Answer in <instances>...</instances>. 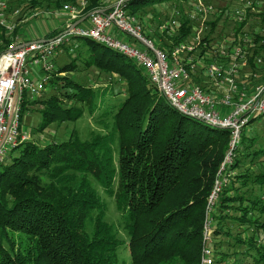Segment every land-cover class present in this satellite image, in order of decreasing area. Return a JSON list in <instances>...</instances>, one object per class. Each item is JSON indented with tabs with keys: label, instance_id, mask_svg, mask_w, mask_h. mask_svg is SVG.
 Masks as SVG:
<instances>
[{
	"label": "trees",
	"instance_id": "1",
	"mask_svg": "<svg viewBox=\"0 0 264 264\" xmlns=\"http://www.w3.org/2000/svg\"><path fill=\"white\" fill-rule=\"evenodd\" d=\"M86 1L84 16L100 7V0ZM191 1L128 0L126 8L136 15L145 7ZM77 2L41 0L55 10ZM15 3L25 10L39 4ZM173 29L167 38L172 44L191 34L188 18L178 20ZM78 42L87 48L84 68L117 75L120 92L115 84L93 88L67 76L79 71L76 49V56L69 55L70 61L52 75L48 85L53 92L24 102L21 113L29 103L42 106L41 121L32 133L56 123H75L84 111L90 117L98 114L103 132H94L88 140L74 132L43 144L27 140L9 152L0 164V264H200L206 199L227 152L229 132L177 113L133 61L91 40ZM161 44L170 48L165 40ZM256 47L264 51L263 36H257L250 49ZM257 51L241 78L251 85L264 83V66L254 61ZM245 139L242 132L230 168L233 175L211 215L213 264H264V172L251 168L262 170L264 145L246 146ZM250 151L257 159L246 165ZM92 180L115 202L129 263L118 258L124 242L105 221L106 206ZM2 237L8 238L9 247ZM239 255L246 256L245 262Z\"/></svg>",
	"mask_w": 264,
	"mask_h": 264
},
{
	"label": "built area",
	"instance_id": "2",
	"mask_svg": "<svg viewBox=\"0 0 264 264\" xmlns=\"http://www.w3.org/2000/svg\"><path fill=\"white\" fill-rule=\"evenodd\" d=\"M17 1L20 0H0V164L12 149L29 140V135L20 128L21 108L24 102L37 100L45 92L57 69L55 59L61 54H73L78 40L100 44L141 68L149 83L177 113L212 129L229 132L227 152L206 199L200 264H213L211 215L222 189L233 175L230 168L243 129L253 118L264 115V85L241 80L253 45L248 37L238 39L233 31L222 41L211 44L202 34L207 31L209 18L217 19L222 10L216 11L202 0H194L187 14L190 40L170 43L168 49L157 43L160 41L148 38L147 20L127 11L128 0H100L109 6L89 12L85 26L74 24L84 16L86 0L64 4L57 11L39 13L33 12L35 8L25 11L26 7L17 6ZM251 7V0H236L235 7L224 17L237 27L245 22ZM39 15L65 16L66 21L52 37L22 40L23 27ZM169 20L160 29L166 32L167 38L174 35L173 27L178 26V20ZM254 61L256 65L261 63L258 58ZM250 74L257 77L255 73Z\"/></svg>",
	"mask_w": 264,
	"mask_h": 264
},
{
	"label": "rangeland",
	"instance_id": "3",
	"mask_svg": "<svg viewBox=\"0 0 264 264\" xmlns=\"http://www.w3.org/2000/svg\"><path fill=\"white\" fill-rule=\"evenodd\" d=\"M26 1V0H25ZM40 7L37 8V10H33L35 13H39L42 11H50L53 9V7L45 6L44 4H41V0H37ZM235 1L236 0H202V2L206 4L212 5L216 11H221L222 14L217 19L213 20V16L209 18L210 23L207 26V31L202 34V36L207 37L211 44L213 42H219L222 41L224 36H228L231 34V32L235 31L237 34L236 36L239 39L242 37H245L249 39V42L251 44L254 43L255 38L257 36H263L264 37V0H251L252 7L250 8L249 12L247 13L246 20L242 24H238L240 28L233 27V24H231L230 21H228L224 14L235 7ZM24 2V0H22ZM28 2H25L24 4H27ZM193 1L187 3V4H159L154 5L150 7H145L143 10H140L137 12V16L142 20H147V24L150 27V34L148 35V38L151 40H154L158 44L162 43V40H165L168 42V44L171 43L169 39H167L164 34L166 32H160L161 27L166 24V22L170 21L169 19L174 20H180L182 18H187V14L191 12V9L193 8ZM28 9V7H27ZM27 9L25 11H27ZM36 9V8H35ZM24 11V12H25ZM175 11H179V14L176 15ZM43 15H39L37 17H32L26 27L24 28V31H27L29 29L28 37H35L33 34L34 31L37 35H40L43 30V26L50 28L53 24V21H56L57 19L53 18L54 15H50L49 18L42 19ZM178 18V19H177ZM173 30V29H172ZM41 31V32H40ZM257 32V34H255ZM25 33V35H26ZM193 33V32H192ZM166 35V34H165ZM191 37V35H190ZM190 37L187 40H190ZM127 38V37H125ZM129 39V38H127ZM186 40V41H187ZM243 40V38H242ZM162 45V44H161ZM258 47H256L254 50L253 48L249 50V57L253 54L255 50H258L257 53L258 56H255V59H260V67L263 68L264 66V51L260 50ZM79 53L81 57L79 58L80 61L78 62L79 71L70 73L67 76L74 77L76 81L93 88L99 87V86H105L108 84H115V91H118V87L122 86V82L120 81V78L117 75L101 72L98 69H96L94 66H91L89 68H84L82 64V60H85L83 58L86 57V50L87 48L81 43L79 45ZM85 52V53H84ZM75 54H73L72 59L74 58ZM70 57L67 55H64L61 59H57L56 65L61 66L64 63L70 61ZM126 59V57H125ZM128 59V58H127ZM126 59V60H127ZM35 74V71L32 70ZM261 85H264V83H261ZM51 86L48 85L45 89L44 94L49 95V93L53 92L51 90ZM43 94V93H42ZM41 94V95H42ZM123 95L121 92V95L118 100L123 99ZM114 100V99H113ZM109 100L108 102L112 104L114 101ZM40 104L33 105L32 103L27 104L25 107V111L21 115L20 120V128L22 132H25L29 135V141L36 142L38 144H43L44 142L48 140H64L68 138L69 133L72 132L76 133L81 139L88 140L90 139L91 135L95 133H101L103 132V127L96 122L97 113L94 115V117H90L86 111H84V115L81 119H79L75 123H56L49 126L46 130H44L42 133H32L34 132V129L38 126V124L41 121V114L39 113V110L41 109ZM244 136L247 138L244 141V145L246 146H254L255 148H260L264 145V116L259 117L252 121L248 126H246L243 129ZM251 138H256L257 141H254L253 144L249 141ZM252 150V149H250ZM249 158H245L246 165L249 163V159L252 158L257 159L252 155V151L249 152ZM264 158V153L260 156ZM256 161V160H255ZM260 162V161H259ZM262 170H259V167L252 165L251 168L254 171V173H260L264 172V159L260 163ZM94 187L97 189L99 196L101 197L102 201L105 203L106 206V215H105V221L111 225L114 226L115 231L117 233L118 238L124 242L120 248L118 249V258L120 261H125L126 263H129L130 257H129V251L127 247V236L122 229L120 215L116 209L115 202L112 198L108 197L102 189L99 188V186L94 182L91 181ZM116 187V183L114 184V188ZM205 217H206V207H205ZM202 224V232L204 229V223L205 218ZM230 226H234L230 223H228ZM247 226H242V229H246ZM1 235V234H0ZM13 237L15 239L14 235H11L8 233V237ZM261 237L264 240V232L261 234ZM8 238L2 237L3 245L4 247H9ZM203 247V241H202V233H201V250ZM229 252V248L226 250ZM202 253V252H201ZM201 253H200V259H201ZM238 257V256H237ZM239 258L245 262L246 256L239 255ZM244 258V259H243ZM238 259V258H237ZM239 262H241L238 259ZM251 260L247 261L245 264H251ZM218 264H225V262L218 263Z\"/></svg>",
	"mask_w": 264,
	"mask_h": 264
},
{
	"label": "crops",
	"instance_id": "4",
	"mask_svg": "<svg viewBox=\"0 0 264 264\" xmlns=\"http://www.w3.org/2000/svg\"><path fill=\"white\" fill-rule=\"evenodd\" d=\"M99 1V0H98ZM99 3H100V7L99 8H101L102 6H106V7H108L109 5L106 3V4H104V3H102V2H100L99 1ZM40 7V5L38 4L36 7H34V8H39ZM52 11H57V10H55V9H51ZM86 16V15H85ZM50 17V15H47V17H42V19H46V18H49ZM84 17V16H83ZM82 17V18H83ZM53 18H55V19H57L56 21H53V24L51 25V27L50 28H47V27H45V26H43V30H41L40 32V35H37L36 33H35V31H34V35H35V37H31V38H29L28 37V33H26V32H29V29L27 30V31H24V29H23V32L20 34V38L22 39V40H34V39H44V38H49V37H52V36H54L57 32H59L60 31V29H62V26H63V23L66 21L65 19V16H54ZM81 18V19H82ZM80 19V20H81ZM79 21V20H78ZM77 21V22H78ZM28 24V23H27ZM26 24V25H27ZM87 24V20L85 19V20H83L82 22H80V25H82V26H85ZM26 25L23 27V28H25L26 27ZM25 33H26V35H25ZM121 38H123V39H126L125 37H121ZM126 40H129V39H126ZM77 43H78V48H79V45H80V43L77 41ZM77 48V51H79V49ZM86 52V51H85ZM84 52V53H85ZM79 53V52H78ZM77 54V53H76ZM76 54H75V56H76ZM65 55V54H64ZM63 54H61V55H59L56 59H55V64H56V61H57V59H59V57H60V59L64 56ZM68 56V55H67ZM74 56V57H75ZM65 64V63H64ZM63 64V65H64ZM63 65H61V66H63ZM61 66H57L56 65V67L57 68H60ZM64 74H60L59 76H63ZM35 76V75H34ZM43 94H44V92H43Z\"/></svg>",
	"mask_w": 264,
	"mask_h": 264
},
{
	"label": "water",
	"instance_id": "5",
	"mask_svg": "<svg viewBox=\"0 0 264 264\" xmlns=\"http://www.w3.org/2000/svg\"><path fill=\"white\" fill-rule=\"evenodd\" d=\"M87 16H88V15L84 16L81 20H79L78 22H76V23L74 24V26L80 24V22H82L83 20H85V19L87 18Z\"/></svg>",
	"mask_w": 264,
	"mask_h": 264
}]
</instances>
